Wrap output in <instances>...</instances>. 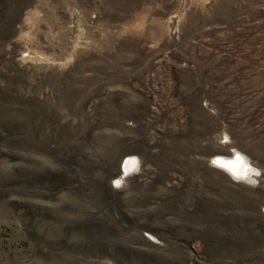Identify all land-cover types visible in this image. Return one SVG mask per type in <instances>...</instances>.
I'll list each match as a JSON object with an SVG mask.
<instances>
[{"label":"rangeland","instance_id":"374dc122","mask_svg":"<svg viewBox=\"0 0 264 264\" xmlns=\"http://www.w3.org/2000/svg\"><path fill=\"white\" fill-rule=\"evenodd\" d=\"M0 264H264V0H0Z\"/></svg>","mask_w":264,"mask_h":264},{"label":"bare ground","instance_id":"6f19581e","mask_svg":"<svg viewBox=\"0 0 264 264\" xmlns=\"http://www.w3.org/2000/svg\"><path fill=\"white\" fill-rule=\"evenodd\" d=\"M215 162L221 170H225L229 174H231L236 179H242L249 176V173L252 170L250 163L247 157L244 156L242 153L238 151H234L232 155L229 157L225 156H216ZM136 157L128 156L126 157L125 161L123 162V170L124 172L128 173L131 172L133 166L135 165Z\"/></svg>","mask_w":264,"mask_h":264}]
</instances>
